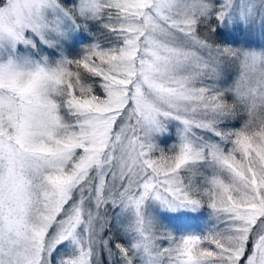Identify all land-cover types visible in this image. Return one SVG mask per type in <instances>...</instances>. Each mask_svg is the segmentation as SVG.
I'll use <instances>...</instances> for the list:
<instances>
[{
    "label": "snow or ice",
    "instance_id": "obj_1",
    "mask_svg": "<svg viewBox=\"0 0 264 264\" xmlns=\"http://www.w3.org/2000/svg\"><path fill=\"white\" fill-rule=\"evenodd\" d=\"M0 264H264V0H0Z\"/></svg>",
    "mask_w": 264,
    "mask_h": 264
},
{
    "label": "rangeland",
    "instance_id": "obj_2",
    "mask_svg": "<svg viewBox=\"0 0 264 264\" xmlns=\"http://www.w3.org/2000/svg\"><path fill=\"white\" fill-rule=\"evenodd\" d=\"M193 223H195V222H193Z\"/></svg>",
    "mask_w": 264,
    "mask_h": 264
}]
</instances>
